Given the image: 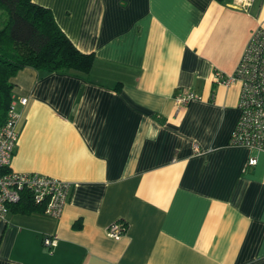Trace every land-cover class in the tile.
<instances>
[{
    "label": "crops",
    "instance_id": "0c3cea01",
    "mask_svg": "<svg viewBox=\"0 0 264 264\" xmlns=\"http://www.w3.org/2000/svg\"><path fill=\"white\" fill-rule=\"evenodd\" d=\"M32 1L94 61L11 78L10 169L71 188L58 218L0 220V264H264V151L229 143L240 83L213 76L234 73L264 0ZM179 89L200 98L178 107ZM114 221L119 238L106 233Z\"/></svg>",
    "mask_w": 264,
    "mask_h": 264
},
{
    "label": "built area",
    "instance_id": "2783aa9c",
    "mask_svg": "<svg viewBox=\"0 0 264 264\" xmlns=\"http://www.w3.org/2000/svg\"><path fill=\"white\" fill-rule=\"evenodd\" d=\"M254 0H232L231 5L246 10ZM216 82L229 84L240 83L238 108L239 117L231 132L229 143L264 151V27L252 30L242 51L233 74L225 76L220 71L213 74ZM200 96L188 89H179L173 96L176 106H183ZM21 104L27 99L21 97ZM19 112L16 102L11 100L5 121L0 126V220H4L10 206L18 202L22 192H27L33 202L42 205V212L58 218L67 202L71 182L37 172H18L10 169V160L18 138L16 121ZM194 149L198 151L196 143ZM257 158L250 156L247 165L256 164ZM126 226L119 221L111 222L106 233L119 238ZM44 245L51 251L56 239L45 236Z\"/></svg>",
    "mask_w": 264,
    "mask_h": 264
},
{
    "label": "trees",
    "instance_id": "16d2710c",
    "mask_svg": "<svg viewBox=\"0 0 264 264\" xmlns=\"http://www.w3.org/2000/svg\"><path fill=\"white\" fill-rule=\"evenodd\" d=\"M224 2V0H217ZM0 126L11 101V78L24 67L88 73L92 52L80 51L57 24L48 7L32 0H0ZM19 212L42 211L27 192L10 206Z\"/></svg>",
    "mask_w": 264,
    "mask_h": 264
},
{
    "label": "rangeland",
    "instance_id": "374dc122",
    "mask_svg": "<svg viewBox=\"0 0 264 264\" xmlns=\"http://www.w3.org/2000/svg\"><path fill=\"white\" fill-rule=\"evenodd\" d=\"M0 14H2L1 11H0Z\"/></svg>",
    "mask_w": 264,
    "mask_h": 264
}]
</instances>
